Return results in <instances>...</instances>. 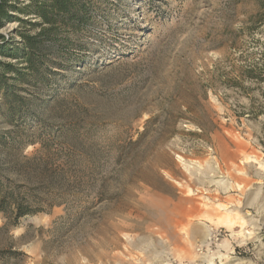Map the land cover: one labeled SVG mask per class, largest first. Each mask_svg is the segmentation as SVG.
Returning a JSON list of instances; mask_svg holds the SVG:
<instances>
[{
    "label": "rangeland",
    "instance_id": "rangeland-1",
    "mask_svg": "<svg viewBox=\"0 0 264 264\" xmlns=\"http://www.w3.org/2000/svg\"><path fill=\"white\" fill-rule=\"evenodd\" d=\"M110 2L22 130L0 117L43 210L0 215V264H264V0Z\"/></svg>",
    "mask_w": 264,
    "mask_h": 264
},
{
    "label": "trees",
    "instance_id": "trees-1",
    "mask_svg": "<svg viewBox=\"0 0 264 264\" xmlns=\"http://www.w3.org/2000/svg\"><path fill=\"white\" fill-rule=\"evenodd\" d=\"M110 0H0V117L22 130L24 115L34 113L52 92L61 71H69L88 51L84 39L107 15ZM259 14L264 19V2ZM25 115V116H26ZM14 131L0 133L4 147L16 144ZM29 191L4 176L0 166V215L13 225L43 210L30 201ZM23 254L0 250V263Z\"/></svg>",
    "mask_w": 264,
    "mask_h": 264
}]
</instances>
